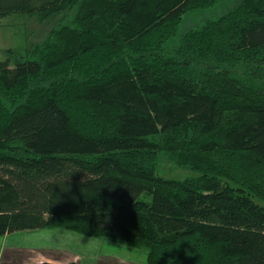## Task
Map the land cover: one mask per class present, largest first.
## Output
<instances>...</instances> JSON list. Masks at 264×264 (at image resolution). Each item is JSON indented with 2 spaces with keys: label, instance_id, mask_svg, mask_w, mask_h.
Returning <instances> with one entry per match:
<instances>
[{
  "label": "trees",
  "instance_id": "1",
  "mask_svg": "<svg viewBox=\"0 0 264 264\" xmlns=\"http://www.w3.org/2000/svg\"><path fill=\"white\" fill-rule=\"evenodd\" d=\"M222 1L0 0V21L48 27L0 60V237L61 226L147 264H264V0L179 31ZM161 156L200 175L166 180Z\"/></svg>",
  "mask_w": 264,
  "mask_h": 264
},
{
  "label": "rangeland",
  "instance_id": "2",
  "mask_svg": "<svg viewBox=\"0 0 264 264\" xmlns=\"http://www.w3.org/2000/svg\"><path fill=\"white\" fill-rule=\"evenodd\" d=\"M237 1H222L212 8L186 14L180 33L200 27L206 20L219 18L231 10ZM37 20L29 15H15L0 21V60H20L26 48L40 40V31L48 27ZM178 44L179 36H176L169 41L166 49L169 51ZM157 175L166 180H185L200 174L161 156ZM143 200L150 203L151 197L145 196ZM2 238L0 264H35L48 262L49 259L60 264H147V249L144 247L113 239L90 238L61 226L12 233L5 241ZM2 242L4 245L1 246Z\"/></svg>",
  "mask_w": 264,
  "mask_h": 264
},
{
  "label": "crops",
  "instance_id": "3",
  "mask_svg": "<svg viewBox=\"0 0 264 264\" xmlns=\"http://www.w3.org/2000/svg\"><path fill=\"white\" fill-rule=\"evenodd\" d=\"M5 239H8V235L3 236L2 241H5ZM2 245H4V242L1 243V246H2ZM0 251H2V249H1ZM2 252H3V251H2ZM40 259H46V260H48V258H40ZM40 259H36V260H40ZM42 262H46V261H41V262H36V263H42ZM36 263H35V264H36ZM48 263H52V264H60L59 262H57V261H52L51 259H49Z\"/></svg>",
  "mask_w": 264,
  "mask_h": 264
}]
</instances>
